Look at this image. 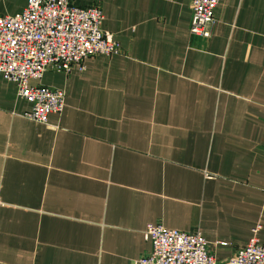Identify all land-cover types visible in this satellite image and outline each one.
Returning a JSON list of instances; mask_svg holds the SVG:
<instances>
[{
	"label": "crops",
	"instance_id": "0c3cea01",
	"mask_svg": "<svg viewBox=\"0 0 264 264\" xmlns=\"http://www.w3.org/2000/svg\"><path fill=\"white\" fill-rule=\"evenodd\" d=\"M77 2L120 50L30 79L65 92L45 123L0 74V264H134L151 222L217 259L264 244V0L220 1L208 37L190 0Z\"/></svg>",
	"mask_w": 264,
	"mask_h": 264
},
{
	"label": "built area",
	"instance_id": "2783aa9c",
	"mask_svg": "<svg viewBox=\"0 0 264 264\" xmlns=\"http://www.w3.org/2000/svg\"><path fill=\"white\" fill-rule=\"evenodd\" d=\"M222 0H190L192 34L208 37L214 11ZM104 15L98 2L77 0H27L13 15H0V74L16 84L17 94L30 104L24 116L47 122L50 113L65 104L61 88L29 83L40 79L47 69L69 72L83 70L85 60L97 54L118 53L119 43L102 28ZM256 225L247 243L224 258L208 249L200 231H181L161 223H147L144 236L150 251L134 264H264V244ZM220 244H225L221 242Z\"/></svg>",
	"mask_w": 264,
	"mask_h": 264
}]
</instances>
